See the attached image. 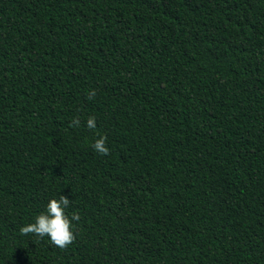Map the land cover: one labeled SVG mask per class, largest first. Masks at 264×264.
<instances>
[{
	"label": "trees",
	"instance_id": "16d2710c",
	"mask_svg": "<svg viewBox=\"0 0 264 264\" xmlns=\"http://www.w3.org/2000/svg\"><path fill=\"white\" fill-rule=\"evenodd\" d=\"M0 264H264V0H0Z\"/></svg>",
	"mask_w": 264,
	"mask_h": 264
},
{
	"label": "clouds",
	"instance_id": "9594fccd",
	"mask_svg": "<svg viewBox=\"0 0 264 264\" xmlns=\"http://www.w3.org/2000/svg\"><path fill=\"white\" fill-rule=\"evenodd\" d=\"M95 90L87 93V98L95 97ZM80 119L74 118L71 121L72 127H78ZM89 130L96 129V118L88 117L86 121ZM107 137L98 136L92 143L91 147L95 152L102 155L109 154V148L106 145ZM70 200L67 196L61 194L59 199H50L47 203L46 210L34 217V222L28 223L20 228L22 235L35 234L37 237L43 238L47 236L50 242L61 249H66L75 240L72 221H79L78 212H73L71 217L66 214L65 209L69 206Z\"/></svg>",
	"mask_w": 264,
	"mask_h": 264
}]
</instances>
